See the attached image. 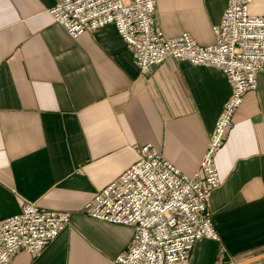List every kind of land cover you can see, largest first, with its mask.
Instances as JSON below:
<instances>
[{
  "label": "crops",
  "instance_id": "0c3cea01",
  "mask_svg": "<svg viewBox=\"0 0 264 264\" xmlns=\"http://www.w3.org/2000/svg\"><path fill=\"white\" fill-rule=\"evenodd\" d=\"M249 13L264 14V0ZM167 39L214 43L227 0H155ZM55 0H0V219L23 201L65 212L69 223L37 256L10 264H112L133 229L85 213L93 195L154 147L180 173L198 168L231 94L217 69L164 62L140 75L112 25L71 39L52 20ZM221 185L208 212L220 243H196L187 264H230L264 253V73L235 111L215 156ZM252 264H264V259Z\"/></svg>",
  "mask_w": 264,
  "mask_h": 264
},
{
  "label": "built area",
  "instance_id": "2783aa9c",
  "mask_svg": "<svg viewBox=\"0 0 264 264\" xmlns=\"http://www.w3.org/2000/svg\"><path fill=\"white\" fill-rule=\"evenodd\" d=\"M251 2L227 0L207 47L186 34L167 39L156 23L155 0H55L49 10L71 39L112 25L140 75L164 62H187L219 70L231 88L191 177L144 145L135 150L134 163L87 202L88 217L133 229L129 247L112 264H187L196 243L219 240L208 212L210 196L221 185L215 156L244 95L264 73V14L251 15ZM69 219L23 201L19 213L0 219V264H10L19 251L39 256Z\"/></svg>",
  "mask_w": 264,
  "mask_h": 264
},
{
  "label": "rangeland",
  "instance_id": "374dc122",
  "mask_svg": "<svg viewBox=\"0 0 264 264\" xmlns=\"http://www.w3.org/2000/svg\"><path fill=\"white\" fill-rule=\"evenodd\" d=\"M217 243H220V240H218ZM232 260L233 259L227 255L225 249L220 246L217 256V262L220 264H230L229 262Z\"/></svg>",
  "mask_w": 264,
  "mask_h": 264
},
{
  "label": "water",
  "instance_id": "95a60500",
  "mask_svg": "<svg viewBox=\"0 0 264 264\" xmlns=\"http://www.w3.org/2000/svg\"><path fill=\"white\" fill-rule=\"evenodd\" d=\"M263 259H264V253L261 255L246 259L244 261L234 263V264H252V263H255V262L263 260Z\"/></svg>",
  "mask_w": 264,
  "mask_h": 264
}]
</instances>
